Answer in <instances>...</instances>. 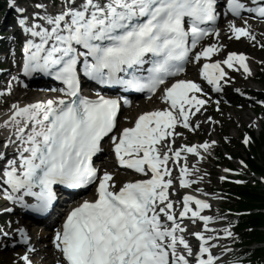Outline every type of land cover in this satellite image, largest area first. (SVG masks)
<instances>
[{"label":"snow or ice","instance_id":"obj_1","mask_svg":"<svg viewBox=\"0 0 264 264\" xmlns=\"http://www.w3.org/2000/svg\"><path fill=\"white\" fill-rule=\"evenodd\" d=\"M219 3L33 0L29 12L27 7L18 6L17 0H10V7L17 12L16 23L24 33L21 72L29 77H53L63 87L58 90L61 95L11 105V114L0 123L10 130L0 146V190L14 205L45 214L57 200L56 186H96L94 198L77 203L55 231L53 246L58 256L54 264H244L243 258L235 255L230 261L223 259L234 251L227 246L213 252L222 237L235 242L238 234L231 222L222 229L210 227L226 217L204 214L213 207L209 199L187 192L179 199L171 195L177 183L173 167L179 168V187L199 185L207 174L189 166L188 154L203 160L218 143L212 139L173 147L176 138L183 135L176 132L177 126L198 131L201 122L192 117L206 111L210 102L201 84L176 77L186 71L190 59L196 63L203 59L200 74L216 92H222L233 79L224 66L252 74L242 52H228L223 60L209 62L224 47L218 42L194 51L206 37L219 40L217 22L222 14L241 18L248 12L264 19V0H225L222 11ZM228 31L229 38L256 41L246 20L244 26L229 21ZM259 46L264 48V44ZM82 76L100 85H120L150 94L164 86L160 100L166 107L143 112L133 126L116 133L121 98L83 94ZM11 91L9 81L0 96ZM124 103L129 101L125 98ZM215 103L219 110L220 101ZM206 120L218 123L211 116ZM109 134L119 165L145 178L118 186L114 172L94 165L93 157ZM249 141L245 135L243 143ZM9 147L13 149L11 157ZM196 192L205 197L214 195L199 186ZM184 218L201 222V230L189 231ZM12 232L19 236L13 244L26 249L16 254L14 264H36L29 229L17 222ZM8 235L0 227V236ZM188 236L197 239L195 248Z\"/></svg>","mask_w":264,"mask_h":264},{"label":"rangeland","instance_id":"obj_2","mask_svg":"<svg viewBox=\"0 0 264 264\" xmlns=\"http://www.w3.org/2000/svg\"><path fill=\"white\" fill-rule=\"evenodd\" d=\"M23 1L29 4V0H23ZM258 24L259 23H256L254 26H255V29L258 32V35H261V36H258L257 33H255V34H256V37L258 36L261 39L259 38L260 40L257 41L259 43L256 42L254 44L253 48L249 47L250 46V43L247 42V41H245V42H237L235 40H232L234 38H229L231 35L229 36L228 34H226L225 37L223 38L224 41L232 40L233 43L229 47L230 50H234V51L235 50L236 51L246 50V51H248V55H250L251 56V59H253L254 62H255L254 64H257L258 65L257 68L264 65V48H261L259 46V44H264V28L258 26ZM262 25H264V24H262ZM1 29H0V31H1ZM252 44H253V42H252ZM253 56H255V57H253ZM2 62L3 61L0 60V63H2ZM11 63H12V61H11ZM252 73H253V68H252ZM255 73H256V69H255ZM238 75H239L238 73L237 74L235 73L234 77L237 78ZM242 80L244 81V85H242V86H240L238 88H241L242 90H245V91L250 90L249 88H251V87L259 88V90H260L259 93L264 94V83L261 84V85L255 84L252 81H250V80L247 79V75L246 74H244V79H242ZM232 83L234 84V80L232 81ZM237 84L238 85H241L242 82L240 81ZM238 88H235L234 90H237ZM234 90H233V92L231 94H233L236 97L237 94L234 92ZM255 90H253V91H255ZM21 92L24 93L23 91H21ZM32 98L33 97L32 96L30 97L29 94H27V95L20 94V93H17V94L16 93L15 94L11 93L10 95L8 94L7 97H5V98L2 99V101H5V105L4 106L0 105V114L3 113V112H5V111L10 110L11 105L13 103H16V102H19L21 104L29 103V102H31L30 100ZM24 101H28V102H24ZM139 107H141V105H139ZM226 108H229V107H226ZM233 108H235L234 111H233L235 114L236 113H239V114H236V116L239 117L238 120L240 122L243 121L242 125L237 121V117L235 116V114L232 113L231 111H229L232 108L231 109H227V111L218 113V115H216V113L213 111V114H215V116H217L218 119L219 120L221 119V121H222V124H221V130L222 131H221L220 135L218 136V137H220V142L226 146L225 148H226V151L227 152H230L232 154H235L236 152H239L240 151V148H241V145H240L241 140H240V138H241V134H242V129L244 127L250 125L255 120V118L256 119L262 118L264 120V110L258 108L259 113L258 114H253V111L252 110H249V109L248 110L244 109L243 111H239L240 110L239 107L234 106ZM132 109H130V111H132ZM209 112H210V108H207L206 111L204 110L203 113L202 112L200 113L201 115H199L198 117L195 118V120H199L201 122V128L195 134L187 133L188 138H190L189 143L194 142L195 139H196V137H200V138H202V137H209L210 139H212V138L213 139L214 138L216 139L217 136H215V134L213 133L214 132L213 131V127L211 126L212 124H210V123L208 124V121L206 120V118L209 116ZM243 112H246L247 114L248 113L249 114L247 115V117L245 116L243 118L244 120H241V115H242L241 113H243ZM251 116L254 117V120L252 119L253 121H251V119H249ZM227 118H231V121L227 120ZM206 123H207V125H206ZM255 128H256V136L257 137H260V135H261V132H260L261 125L260 124H257ZM216 131L217 132L219 131L217 127H216ZM225 137H228L229 139H225ZM243 157L244 158H247L246 155H243ZM233 163L235 165L239 166L236 163V161H234ZM194 165L201 170V174H204V173L207 174V175L204 176V180H203L202 183H199V185H197V184L194 183L195 185L199 186L202 189L204 188L207 192H209V189H208L209 186L218 187L220 185V182L218 180V177L221 175V170H216L212 166L211 163H206L204 165H201L199 163H196ZM214 173H217L218 176H214ZM122 174L123 173H118L117 172V176L118 177H116V178L120 179L119 180L120 182L122 180L127 179V176L120 178L119 176L122 175ZM193 179H195V175H193ZM195 185H194V187H195ZM221 201H222L221 199L216 200V202L214 203V206L218 207V206L222 205V204H220ZM2 202L3 201L0 199V208H3ZM214 206L208 212L210 214L214 215V216H223V217H226V219H224V227H225L228 224L229 220H230L228 214L227 213L217 214L215 212L216 207L214 209ZM208 212H205V214H207ZM6 218L8 220H11L10 219L11 218L10 215H7ZM1 221L2 220H0V224H1ZM220 221H221V219L215 221L213 224L220 225ZM7 225L8 224H6V226ZM222 226H223V224H222ZM30 227L33 228V225H30ZM221 236H222V234H221ZM225 243L228 244L229 248L235 249L232 246H230V245H232L234 243L232 240H230L228 238H223L222 237L220 239V244L224 245ZM5 251H3L2 249H0V254H2L3 257L5 256V254H3ZM236 251H237V249H236ZM17 253H20V251L17 252ZM229 254H226L225 256H228ZM234 254H237V253L235 252ZM15 260H16V256L13 257V256L10 255L9 259L4 260V262H0V264H12V263L15 262Z\"/></svg>","mask_w":264,"mask_h":264},{"label":"trees","instance_id":"obj_3","mask_svg":"<svg viewBox=\"0 0 264 264\" xmlns=\"http://www.w3.org/2000/svg\"><path fill=\"white\" fill-rule=\"evenodd\" d=\"M264 137L261 143L253 149L259 158L249 160L252 169L264 175ZM227 188V195L233 198L229 205L233 209L242 211V216L238 218L236 232L241 240L246 244L253 241L263 242L259 249H245V257H249L250 262L259 261L264 258V187L259 183L252 186L248 183L244 186L230 184ZM258 209V212L252 211ZM251 211V212H250Z\"/></svg>","mask_w":264,"mask_h":264},{"label":"bare ground","instance_id":"obj_4","mask_svg":"<svg viewBox=\"0 0 264 264\" xmlns=\"http://www.w3.org/2000/svg\"><path fill=\"white\" fill-rule=\"evenodd\" d=\"M7 24V21L5 20L4 21V23H3V25H6ZM262 25V24H261ZM260 25V26H261ZM255 33V32H254ZM219 42H220V44H223L224 45V47H223V49L221 50V51H226V50H228L229 49V47H230V45H232V41H224L223 40V38H221L220 40H219ZM247 43V42H246ZM218 52V53H215L211 58H221L222 60L224 59V58H222V56H223V54L224 53H222V52ZM248 58H249V61H248V63H249V66H250V68H251V70H252V68L255 66V64H254V62L251 60V58L248 56ZM242 71V70H241ZM250 78H253L254 76H253V74H251V75H248ZM240 82V81H239ZM27 94H29L30 95V97L32 96L33 98L30 100L31 102H29V103H34V102H37V101H42V100H45L46 98H44V96L43 95H38V93L36 92V91H34V90H31V89H29V90H27L26 91V93H24V95H27ZM18 101V100H17ZM20 101V100H19ZM29 103H24V104H21V103H19L21 106H23V105H25V104H29ZM139 105H140V103H134V104H132V107L131 108H128V109H126V111H125V116H129V115H132L133 114V112L135 113V112H141V111H144L143 109H144V106H141V107H139ZM156 107V106H155ZM133 108V109H132ZM153 108V107H152ZM161 108H164L163 107V105H161V106H159L157 109H161ZM130 109H132V111H130ZM233 109V108H232ZM233 111H234V109H233ZM201 112H202V110H201ZM200 112V113H201ZM11 114V112H10V110H8V111H5L4 113H1L0 114V123H2L5 119H7V117L9 116ZM236 114H239V113H236ZM242 114V115H241ZM240 115H241V120H243V118L246 116L247 117V113L246 112H243V113H241ZM239 118V117H238ZM249 119H253V117L251 116ZM5 134H6V136H5ZM9 134H10V130L9 129H7V128H2V127H0V146H3V144H4V141L6 140V138L9 136ZM175 144H177V145H181L180 143H179V140H177L176 139V143ZM7 152H8V155H9V157H11V155H12V153H10L11 151H8L7 150ZM188 156H189V154H188ZM195 162H197V161H193V160H191L190 162H188L189 163V166H192V165H194L195 164ZM104 163V162H103ZM103 163L101 162V165L103 166ZM101 166V167H102ZM107 167H109V165L107 166ZM108 171H110V170H108ZM115 172V171H114ZM116 172H118V173H123V174H126L125 172H123V171H119V170H117ZM172 175H173V177H174V179H175V181L177 182L176 183V191L175 192H172L171 193V195H172V197L174 198V199H179L180 197H179V195L181 194V193H184V192H187V190L186 189H184V188H181V187H179L178 186V180H179V168L178 167H175L173 170H172ZM116 177H118V176H116ZM194 187V185H192V188ZM188 189V188H187ZM4 204V203H3ZM205 214V213H204ZM208 214V213H207ZM209 215V214H208ZM222 221V220H221ZM220 221V222H221ZM48 222L50 223V225H52V224H56L57 222H58V217H55V216H52L51 218H49V220H48ZM183 223L185 224V225H187L188 226V229H189V231H199V230H201V228H202V223L201 222H199V221H197L196 223H192V221L191 220H189L188 222H185V221H183ZM214 223V222H213ZM211 224L210 225V227H214V228H217V229H222L223 228V226L222 225H216V224ZM221 224V223H220ZM13 227L15 228V227H17V224L15 223L14 225H13ZM30 230H33V232H34V234L37 236V237H39L41 240H42V244H39L38 242H36V244H37V246H39V252L36 254V256L33 258L32 257V259L36 262V264H54V260L56 259V257L58 256V253L53 249V238H52V236H53V233H49V232H46V231H40L39 229H37V227H30ZM55 233V232H54ZM9 234L11 235V238L13 239L14 237H15V235L16 234H14L12 231H9ZM188 239H189V242L191 243V244H194L195 246L197 245V243H198V241H197V239L195 238V237H192V236H188ZM19 251H21L20 249H14L13 251H8L9 252V254L10 255H12V256H16V254H17V252H19ZM24 252V251H23ZM22 251H21V253H23ZM219 252H220V250H219ZM227 254H229V253H227ZM34 256V255H33ZM2 257H3V255H1V257H0V262H1V260H2ZM224 257H231V253L228 255V256H224Z\"/></svg>","mask_w":264,"mask_h":264}]
</instances>
